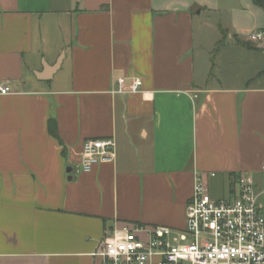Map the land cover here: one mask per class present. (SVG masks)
Returning a JSON list of instances; mask_svg holds the SVG:
<instances>
[{
  "label": "crops",
  "instance_id": "0c3cea01",
  "mask_svg": "<svg viewBox=\"0 0 264 264\" xmlns=\"http://www.w3.org/2000/svg\"><path fill=\"white\" fill-rule=\"evenodd\" d=\"M256 32L252 0H0V264H98L115 228L182 231L197 174L214 200L252 177L264 218ZM104 138L114 160L82 173Z\"/></svg>",
  "mask_w": 264,
  "mask_h": 264
},
{
  "label": "built area",
  "instance_id": "2783aa9c",
  "mask_svg": "<svg viewBox=\"0 0 264 264\" xmlns=\"http://www.w3.org/2000/svg\"><path fill=\"white\" fill-rule=\"evenodd\" d=\"M248 40L263 42L264 32L253 33ZM124 81L117 80L116 93L139 92V78L130 77L128 89H124ZM11 92L0 81V96ZM114 158L113 138L86 140L80 171L89 173ZM94 256L99 257L98 264H264V218L254 180L240 174L232 193L214 200L203 177L197 174L185 209L184 230L146 225L115 228L104 235Z\"/></svg>",
  "mask_w": 264,
  "mask_h": 264
},
{
  "label": "trees",
  "instance_id": "16d2710c",
  "mask_svg": "<svg viewBox=\"0 0 264 264\" xmlns=\"http://www.w3.org/2000/svg\"><path fill=\"white\" fill-rule=\"evenodd\" d=\"M252 2L256 6L262 8L264 10V2L263 1H261V0H252ZM223 38H224V34L222 32V38H221L220 41L217 42L216 47L214 49V52H213L214 56L216 55V52L218 51V49L222 46L223 41H224ZM240 44L249 47V45H247V44H243V43H240ZM48 132H49V134L52 137L57 138V135H56V125H55V122L53 120H50L48 122Z\"/></svg>",
  "mask_w": 264,
  "mask_h": 264
},
{
  "label": "water",
  "instance_id": "95a60500",
  "mask_svg": "<svg viewBox=\"0 0 264 264\" xmlns=\"http://www.w3.org/2000/svg\"><path fill=\"white\" fill-rule=\"evenodd\" d=\"M56 68H57V66L54 69H56Z\"/></svg>",
  "mask_w": 264,
  "mask_h": 264
}]
</instances>
